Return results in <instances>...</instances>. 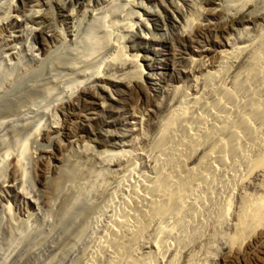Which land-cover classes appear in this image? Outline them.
I'll list each match as a JSON object with an SVG mask.
<instances>
[{
  "label": "rangeland",
  "instance_id": "374dc122",
  "mask_svg": "<svg viewBox=\"0 0 264 264\" xmlns=\"http://www.w3.org/2000/svg\"><path fill=\"white\" fill-rule=\"evenodd\" d=\"M46 1V4L49 2L46 5L49 25L42 36L46 42L45 49L40 50L35 33L31 30L35 22L29 6L19 0H0V264H109L107 258L110 254L113 255V247L107 240L111 226L125 217L129 219V227H122L124 233L136 225V218L141 210L135 208L137 201L130 195L136 193L135 190L139 189L141 183L156 176V159L160 152H157L154 145L161 125L172 114L171 111L180 106L186 95L191 100L202 95L204 102L196 105L198 108L195 104H190L192 109L190 107L189 110L196 112L193 115L200 113L207 123L209 118V124L215 122L214 114L224 118L236 113L239 102L234 104L233 101L226 100L215 107L211 99L215 93L209 92L204 77L209 70L213 71L218 66L219 47L231 42L236 47L246 46L264 33V7L260 1H255L248 5L249 8L252 6V10H246L248 6L243 8L246 16H249L248 12L250 14L248 20L237 21L230 20L231 15L237 13L236 9L225 10L228 3L225 2L228 0H93L89 3L95 10L93 16L71 15L67 12V0ZM255 3L259 6L257 9ZM209 4L214 7L217 5L222 14L210 16L203 13L201 20L206 27L196 31L189 29V35L188 32H182L181 22L193 11L210 7ZM219 5H223L224 10ZM112 8L111 14L104 18L105 13ZM138 12L143 19L146 18L144 20L148 25L145 22L146 25L141 28L136 24L132 29L129 26L137 22ZM118 15L122 17L119 19ZM222 22L236 24L230 26ZM246 24L248 25L244 27ZM131 29L132 40H126L125 52L129 57L138 53L137 57L142 64L144 62L146 74L139 83L127 79L126 73L130 69L128 67H131L128 61L109 60V56L114 53L111 38H115L118 33H131ZM246 58L242 55L230 67V72L218 77L215 80L217 86L220 83L221 87L234 88L232 86L237 76H244L241 72ZM98 69L100 73L102 69L101 75L106 77L105 80L108 79L103 89L105 91L84 84ZM240 94L243 95L239 92L238 99H243L244 95L240 97ZM61 103L69 107L66 109L67 113L73 114L66 130L56 135L38 134L42 129L51 130L54 125L64 123L63 113L60 112L64 104ZM226 104L234 105L230 107ZM220 107H224L223 110ZM233 108L236 109L235 113ZM254 121L256 126H262L258 120ZM55 136L64 146L59 152L56 150ZM25 140L30 145L26 157L27 173L23 185H16L12 158L14 153L20 151ZM108 149L118 150L119 153L114 158L107 159L105 150ZM55 152H58V161H55ZM199 156L200 154H196L190 157L188 165H195ZM232 156L231 154L232 161L228 156L224 164L219 163L215 172L217 181L213 190L219 199L227 198V181L241 171H235V167H232L235 164L232 162L237 159ZM127 166L131 167L127 169ZM210 171L208 170L209 173ZM230 173L232 176L229 177ZM219 175L220 178H217ZM252 175L250 179L247 178L250 182L233 185L234 188L230 191L232 203L234 202L231 209L233 216L230 215L229 220L218 223L214 219H207L202 226L204 232L202 230L198 233L203 235L193 236V225L197 221L201 222L200 218L206 217L207 212L204 215L200 205L193 207L191 201L194 195L189 193L183 202L188 203V209L192 208L184 213L183 217L187 219H184L182 225H175L177 216L181 213L179 205L166 211L165 216L152 217L141 230L140 237L131 241V245V242L127 243L130 248L124 249L125 257H130L137 264H171L175 256L176 264H264V228L251 236L247 240L248 244L241 250L233 253L224 250V235L232 232L235 226L236 211L242 195L259 196L264 192L261 184L263 177L260 174ZM57 176L63 181L60 191H48ZM199 181L201 179L195 180L194 184ZM218 181H223L220 182L223 183L220 184L221 187L218 186ZM224 183L226 187H223ZM11 184L15 188L10 187ZM125 208L131 209V212ZM130 214L135 218H131ZM187 220V223H191L189 226L185 223ZM185 224L187 228H184ZM168 228H173V234H166L169 247L162 249L163 253L160 249L158 251L155 244ZM218 230V233L215 232ZM222 230L226 234L221 233ZM189 232L192 237L184 244L181 238ZM219 233L223 235L220 237ZM259 236L260 239L263 238L260 241ZM118 256L115 264H127L125 257Z\"/></svg>",
  "mask_w": 264,
  "mask_h": 264
},
{
  "label": "bare ground",
  "instance_id": "6f19581e",
  "mask_svg": "<svg viewBox=\"0 0 264 264\" xmlns=\"http://www.w3.org/2000/svg\"><path fill=\"white\" fill-rule=\"evenodd\" d=\"M13 1H15V0H13ZM19 1L23 2L26 6H29V9L31 11V16L33 17V19H34L33 21L35 22V26H32L33 28L31 30L34 31V33H35L34 36L36 37L35 40L38 44V48L41 50L42 48L45 47V43H46L44 41V39L42 38V36H44L45 31L49 25V20H48L49 17H48V12H47L48 9L46 7V5H48L49 2L46 4V2H47L46 0H19ZM91 1H93V0H67V2H66V6L68 9L67 12H69L71 15H75V16H76V14H87V15L93 16V15H95V10L92 8V5L89 4ZM255 1H258V2L260 1L261 2L260 4H262L264 7V0H228V1H226L225 3H227V2L228 3L225 6V10H227V11H229V10L232 11V9L237 10L236 14H234L233 16L231 15L230 20H235V19H237V21L242 20V19H244V21L246 19L248 20V17H250V14L248 12L249 16H246L247 14H246L245 10H243V8L248 6V5L249 6L252 5ZM225 3H224V5H225ZM256 3H255V5H256V9H257L259 6H257ZM205 6H207V4ZM209 6H210V4H209ZM249 6H248V9H246V10H249L252 8V6H251V8H249ZM220 7H223V10H224L223 5ZM253 8H254V6H253ZM112 10H113V8L110 9L109 12L105 13L104 18H107V16H109V13ZM254 11H255V8H254ZM259 11L261 12L262 10H259ZM221 12H222L221 9L217 5H216V7L211 5L210 7H207L205 9L203 8V10L199 9V10L193 11L185 19V21L181 22L182 24L180 23L181 27L183 29L182 32L184 31V33H186L189 31V29H190V31H191V29H193V30L195 29V31H196L198 29H201L203 26H205L201 20V18H202L201 16L203 13H207L210 16H215V15L220 14ZM224 13H226V12H223V14ZM256 13H259V12L256 11ZM253 15H254V13H253ZM262 15H263V12L261 13V16ZM120 16H119V19H120ZM255 16L258 17L259 15L258 16L255 15ZM222 17H224V16L222 15ZM263 17H264V15H263ZM99 18H101V17H99ZM174 18H176V17L174 16ZM128 19H129V17H128ZM144 19L146 20V18H144ZM144 19H143L142 15L139 13V15L136 17L137 22H135L133 25H131L129 27L132 28V27H134V25L137 24V26H141V28H142L143 27L142 25L147 24V22ZM171 19H173V18H171ZM209 19H211V18H209ZM251 19H252V13H251ZM102 20H103V18H102ZM222 20H220V21H222ZM252 20H251V22H252ZM209 21H211V20H209ZM226 21H227V18H226ZM249 21H250V19H249ZM145 22H146V24H145ZM223 22H225V21H223ZM229 22H227V23L229 24ZM127 23L129 24V22H127ZM127 23H125V24H127ZM148 23H149V21H148ZM227 23H225V24H227ZM234 23H232V24L234 25ZM177 24H178V22H177ZM207 24H208V22H207ZM213 24H215V23L213 22ZM208 25H210V23ZM247 25L248 24L244 25V27ZM215 26H217V25H214V27ZM146 27L148 28V26H146ZM135 28H137V27H135ZM246 28H248V27H246ZM132 29H134V28H132ZM129 32H128V34H121V33L119 34L118 33V35L115 38H111V46H112L111 48L114 50V53L111 54L112 56H109V60L120 59V61L122 60V62L128 61V63L131 64V67L127 66L128 63L125 65L128 68H130L128 70V72L126 71L127 72L126 73L127 79L130 81L139 83L141 81V79H143V77L146 74V68L144 67L145 65H143L144 62L142 64L141 60L137 57V55H138L137 52H136L137 55H133V57H129L126 54L127 52H125V47L127 46L126 40H128V41L132 40L131 38H132L133 30L131 31V33H129ZM189 32H188V35H189ZM110 33H112V31L109 32V34ZM106 35H108V34H106ZM185 35L187 36V34H185ZM107 38L109 39V37H107ZM229 40H226V41L229 42ZM231 43L230 44L227 43V44L223 45L222 47H219L220 48L219 50L216 49L218 51L217 52V59H219L218 61H220V62L218 64V66L215 68V70H213V71L209 70V72L206 73L204 78H205L206 85H208L207 89H209V92L215 93V95L212 94L213 96H211L212 102L214 103L215 107H219L226 100H229L230 102L233 101L234 104L236 102H239L240 105H238V109H237L236 113H235L236 109L233 108L234 112L233 111L232 112L235 114H233V115L231 114L228 116L226 115L224 118L214 114L216 120H215V122L209 124V121H210L209 119H211V118L208 119V123H207L206 121L203 120L204 117L200 113L198 115H193V114H196V112L194 111L195 109L193 110L194 113L190 112V110H189V108L191 107L190 104H195V106H196V105L202 104L204 102L203 97H201L202 95L199 97L195 96V98H193L192 100H191V98H189V96L186 95L184 99L182 98L183 102L180 104V106L179 105H178V107L176 106L174 111L173 112L171 111L172 114L169 117L167 115V117H168L167 119L164 118L165 119L164 123H162V125H161L162 127H160L161 130L159 132L160 133L159 137H158L155 145L152 144V145H154L157 152L158 151L160 152L157 156L158 158L156 159V162H157L156 163V169H157L156 176H155V178L153 177L154 179H151L148 181L146 180L144 183H141L142 185H140L138 187L139 189L135 190L136 193L133 194L134 196L130 195V196H132V199L137 201V203H136L137 207L135 206V208H137L139 211L141 210V213L140 214L138 213V215H137L136 225L134 226V228L132 227L129 230H125L126 233H124V231H122L125 227L128 226L127 221L129 219H127L126 217L123 219L121 218V220H119V221H118V219H119L118 218L117 224L115 222L116 226H115V224H114V226L113 225L111 226L110 235H108L107 240H108L109 244L111 245V247H113V250H112L113 255L110 254V257L107 258V259H109V264H115L118 255L123 257V258L125 257L126 251L124 249L130 248L129 246L132 244L131 241L140 237L139 235H140L141 230L143 228H145V225H147L146 223L149 220H151L152 217L154 218V216H165V215H167L166 211L172 209L176 205H179L181 207V209H180L181 213L179 214V216H177V219L175 218L176 219L175 225H177L178 223L182 225V223L184 222V219H187V218L183 217L184 213L187 212L190 208H192V207H189V209H188V207H187L188 203L183 202V200L185 199L186 196H188L189 193L190 194L192 193L194 195L193 200L192 201L190 200L193 207L196 208L198 205H200V207H203V212H205L204 215H206V212H207V215H206V217L204 216L203 218H200L202 220L199 223L195 219L197 221V224L196 225L192 224L193 229L191 227H189L193 230L192 231L193 234L191 232H189L188 235L186 234L181 238V242H184V244L186 241H190L189 239H190V237H192L190 234H192L193 236H196L200 231L203 230L204 227H202V226L205 224V221L207 219H209L210 221H212V219H214L215 221H218V223H219V222L227 221V219L230 215L233 216V214L231 213V209H232V204L234 202L232 203L233 197L231 198V195H230L231 192L230 191L234 188L235 185L237 186L238 182L245 183L244 181H249L247 178H249L252 174H260L263 177V183L261 182V184L263 185L262 188L264 189V33L261 34L259 37L251 40L250 43L246 46L236 47V46H233L234 43L232 45H231ZM95 50H98V49H95ZM242 55L247 57L245 63H243V65H242L243 72L240 71L241 73H244V76L243 77L237 76L236 80L233 83L234 85L232 86L234 88H229V87L226 88V86L221 87V86H219L220 83L217 86V83H215V80L216 79L218 80L219 79L218 77H220L222 74H224L226 72H230L231 71L230 67L232 65H234L235 62L238 59H240V57ZM106 58H108V57H106ZM107 62L104 64H107ZM106 67H108V66H106ZM229 69H230V71H228ZM101 73H102V69H101ZM101 73L99 72V69H98L95 73H93L91 75L90 78L89 77L87 78L88 80L86 79L87 81L83 80L84 82H86V83H84V82L83 83L86 84L87 87H90L93 89H96L97 87H98V90L99 89H102V90L105 89L106 82L108 81V79L105 80L106 77L104 78L101 75ZM238 74L240 75V73H238ZM105 76H106V74H105ZM220 80H222V79H220ZM109 82L107 84H109ZM103 91H105V90H103ZM107 92H108V89H107ZM217 92L219 95L218 94L216 95ZM239 92H242V94L244 95V97H243V95L240 94V97L242 96L243 99H238ZM181 93H184V92H181ZM67 101H69V100H67ZM205 101L208 102V100H205ZM230 102H229V104H230ZM61 104H64V105H62L63 107H62L61 111L60 110L59 111L63 113L64 123L62 125H59V124L54 125L51 130L42 129V131L40 130L41 132L38 134H42V135L55 134L56 135V134H61L66 130L67 125L69 123V120L72 119L73 114L67 113L66 109H68L69 107L67 108L65 103H61ZM102 105H104V104H102ZM226 105H223V106H226ZM57 106H59V105H57ZM227 106H230V105H227ZM232 106H230V107H232ZM71 107H73V106H71ZM207 108H209V107H207ZM222 108H224V107H222ZM228 108L229 107H227V109ZM190 109H192V107ZM211 109H209V110L212 112ZM218 111H220V109H218ZM198 112H199V110H198ZM215 112L216 111H214V113ZM224 112L225 111H223V113ZM228 112H230V110H228ZM202 114L204 115V113H202ZM214 116H212V117H214ZM221 116H224V114L223 115L221 114ZM254 120H258L262 126H260V125H259L260 127H258V125L256 126L255 125L256 123H254L255 122ZM58 137H60V136H58ZM58 137L55 136V143L57 144L56 150L59 152L61 150V148L64 146ZM247 143H248V146H247ZM22 144L23 145L20 148V151L17 154L14 153L15 155L12 158V163H13V167H14L13 171L16 172V173H14V176H15L14 177V183L16 185H20V184L23 185V182H24V179L26 178V173H27V171H26V157H27V154L29 152L30 145H29L28 141H26V140ZM105 151H106L105 152L106 153L105 158H107V159H112V158H114V156H116L117 153H119L118 150H115V149H108ZM155 151H154V153H155ZM58 152L54 153L55 161H58V159H59L57 156ZM60 154H61V152H60ZM196 154H200L199 159H197L198 162H196V164L193 166H189L188 163L190 164V162H188V159L190 157L196 155ZM231 154L233 156H236V158H237L235 160V162H232V163H235V164H233L234 166H232V167L233 168L235 167V171L239 170V169L241 171L238 174L236 173L237 175L234 174V177H232V179L228 180V178H226L228 181L224 180V182L227 181V188L226 189H228V193H227L228 196L226 199H219V196L216 193H214V190H213L215 183L217 181L215 172L217 171L218 164L219 163L224 164L227 161L228 156L230 159ZM234 158H232V159H234ZM60 161H62V160H60ZM229 164L231 165V163H229ZM130 165L132 166V164H130ZM230 165H229V167H230ZM124 166H126V165H124ZM131 166H129V167H131ZM129 167L127 166V169ZM54 168H55V166H54ZM133 168H134V166H133ZM57 169H58V167H57ZM208 170H211L210 173L208 172ZM220 170H222V168ZM223 170H224V168H223ZM227 171L225 170V172H227ZM225 172L223 171L222 173H225ZM62 173H64V171ZM220 175H221V173H220ZM220 175L217 178H220ZM228 176L229 177L232 176L231 173ZM198 179L199 180L201 179V182L199 181V182H196L194 184V181L195 180L197 181ZM129 181H130V179H129ZM61 182H63L62 178L60 176H57L52 181L51 186L49 188L50 190H48V191L58 192L60 187L63 186V185H61ZM220 182H223V181H220ZM220 182L218 181L217 183H219L218 186L221 187L220 184H223V183H220ZM224 184H225V186H223V187H226V183H224ZM261 184H260V186H261ZM198 186L200 189L199 188L197 189ZM202 186H203V188H202ZM10 187H13L12 184ZM13 188H15V187H13ZM216 188H217L216 190H218L217 186H216ZM260 192H262V191H260ZM50 194H52V192H50ZM214 194H216V195L214 196ZM224 195H222L223 198H224ZM242 196H243L241 198L242 201H241L240 205H238L239 208H237L238 210L236 209L237 210L236 211V217L234 216L236 221L234 220L235 226H233L234 228H233L232 232H230L228 234L224 233V230H222L223 232H221V233L226 234V235H224V239H225L224 250H226V252H230V253H233V251H236L238 249L241 250V248L244 245H246L247 240L251 236H253L260 229L264 228V192L261 195L259 194V196L258 195L257 196L246 195V194H244ZM52 199H53V197H52ZM209 199H210V202H207ZM137 204H143V206L142 205L139 206ZM189 206H190V204H189ZM180 207H178V208H180ZM125 209H128V208H125ZM174 209H177V208H174ZM128 211L131 212V209H128ZM133 211L135 212V210H133ZM200 211H202V210H200ZM135 213H133V214H135ZM186 215L187 214H185V216ZM193 215L194 214H192V216ZM197 216H199V215H197ZM130 217H131V214H130ZM188 217H190V215ZM200 217H202V216H200ZM131 218H135V216H133ZM130 221H132V220H130ZM187 222H188V220L185 223H187ZM189 222H190V220H189ZM193 222H194V220H193ZM179 224L177 226H179ZM190 224L191 223H187L188 226ZM206 224H208V222ZM212 225L214 226L215 224L212 223ZM220 226H219V228H221ZM122 227H124V228L122 229ZM185 227H186V224H185L184 228ZM215 227H217V226H215ZM205 228H208V227H206V225H205ZM217 229H218V227H217ZM214 230H216V229H214ZM219 230L215 231V232L218 233ZM107 232H109V231H107ZM163 232H164V234L162 233V235H160L158 237V240L155 244L156 248H158V251H159V249L162 250L165 247H167V248L169 247L168 243H167V239H166L167 237H165V236H166V234H168V235L173 234V233H171V232H173V228L172 229L168 228ZM203 232H204V230H203ZM175 233H176V231H175ZM221 233H219L218 236H220ZM177 234H174V236L175 235L177 236ZM200 235L202 236L203 234H200ZM200 235L198 234L197 236H200ZM123 236H125V237H123ZM174 236L172 235V239L174 238ZM257 238H256V240H257ZM261 239H263V238H261ZM261 239L259 236V241ZM169 241L170 240H168V242ZM128 242H131V243H129L130 244L129 246H127ZM223 242H224V240H223ZM250 242L252 245V241H250ZM258 243H260V242H258ZM178 247L179 246L177 245L176 248H178ZM248 247H249V245H248ZM246 248H247V246H246ZM250 249H252V248H250ZM110 251H111V249H110ZM176 251H177V249H176ZM180 251H179V253H180ZM212 251H213V249H212ZM161 252H163V250ZM242 252H243V250H242ZM132 253H133V251H132ZM213 254H214V252H213ZM229 254H226V255H229ZM235 254H237V253H235ZM195 258H196V256H195ZM101 259L99 261H101ZM125 259H126L127 264H137V262L135 260L130 259V257L129 258L125 257ZM172 260H171L172 262H170V263L176 264V260H177L176 256H175V259L172 258ZM193 260H195V259L193 258ZM225 260H227V259H225ZM145 262H147V261H145ZM196 263H198V262H196ZM189 264H190V262H189Z\"/></svg>",
  "mask_w": 264,
  "mask_h": 264
}]
</instances>
